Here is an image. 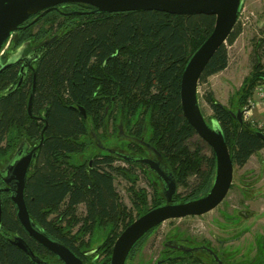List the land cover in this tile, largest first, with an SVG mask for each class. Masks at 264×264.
<instances>
[{
    "label": "trees",
    "instance_id": "16d2710c",
    "mask_svg": "<svg viewBox=\"0 0 264 264\" xmlns=\"http://www.w3.org/2000/svg\"><path fill=\"white\" fill-rule=\"evenodd\" d=\"M38 15L25 21L5 43L12 50L24 48L28 55L42 46L38 43L43 37H49L38 51L34 68L25 69L20 85L21 63L0 74V170L22 144L24 148L38 146L25 187L32 221L70 247L85 264H111L120 233L142 214L164 204L166 196L164 183L148 165L127 161L101 148L99 142L133 156L147 154L143 141L157 150L177 185L188 188L184 195L177 191L175 202L200 198L213 186L215 154L184 116L181 82L192 55L213 32L216 18L158 10L101 12L85 3L59 4L34 21ZM42 21L49 23L48 27L39 25L33 31ZM241 33L237 21L226 42L233 44ZM226 42L208 63L199 84H207L210 76L227 68ZM263 42L257 41L256 48L261 50ZM8 55L5 51L0 56L2 63L10 59ZM255 56L253 69L238 90L237 110H244L257 85L264 83L262 55L256 52ZM204 98L212 109L211 118L224 134L234 167L244 166L264 149L259 130L250 121L241 125L231 113L237 110L218 101L212 90H206ZM206 120L209 123V118ZM194 138L210 148V155L202 154L199 144L191 149ZM118 160L125 164H116ZM138 169L152 188L151 195L137 187L141 179ZM117 176L130 184L131 208L117 191ZM5 186L0 175V264H39L14 244L17 236L42 264H59L58 257L22 226ZM81 205L85 208L82 214ZM161 224L135 244L126 264H133L129 261ZM96 237L101 239L93 247ZM167 238L187 247L211 248L227 264L224 249H216L208 240L197 242L179 230ZM163 255L169 264H218L207 250L186 252L166 243ZM246 264H264V240L257 242L256 255Z\"/></svg>",
    "mask_w": 264,
    "mask_h": 264
},
{
    "label": "water",
    "instance_id": "95a60500",
    "mask_svg": "<svg viewBox=\"0 0 264 264\" xmlns=\"http://www.w3.org/2000/svg\"><path fill=\"white\" fill-rule=\"evenodd\" d=\"M63 3H85L101 12H118L132 10H158L172 14L194 15L208 14L216 18L214 30L206 41L195 51L189 60L182 75L181 82V104L184 116L195 128L197 134L213 149L216 158V175L210 191L197 199L185 202H175L174 196L177 193V182L174 173L163 164L161 159L149 157H132L118 153L127 161H135L148 165L160 180L164 183L166 202L154 207L136 218L118 236L115 241L111 264H126L128 256L135 244L150 230L159 224L170 220L185 218L187 216L203 215L218 205L226 198L234 178V164L229 146L219 125L216 128L206 120L198 98V86L201 76L208 63L226 42L235 27L242 10L243 0H0V52L5 43L11 38L25 21L38 15L34 21L41 18L50 8ZM35 48L29 57V61L21 66L22 76L19 85L25 76V69L34 68L32 62L38 57V51L43 47ZM27 56L12 55L6 63L0 60V74L14 64L21 63ZM36 89L34 80L33 88L29 97L28 112L32 115L33 98ZM86 117L87 113L82 106L78 107ZM244 110L231 111L241 125L245 123L243 118ZM120 132L123 133L122 126ZM257 134L264 139V133L257 131ZM99 146L109 152L110 148ZM38 146L24 148L20 146L13 160L0 170V175L6 184L3 190L11 193V200L17 208V216L27 233L39 242L42 246L54 253L60 260L59 264H85L70 247L61 241L52 238L44 230L38 227L31 218L25 199V187L28 172L32 162L36 159ZM158 156L161 154L156 150ZM1 191V188H0ZM2 207L0 205V222ZM14 244L29 254L39 264L44 263L28 247L24 239L17 236ZM168 246L181 251L195 252L207 250L214 256L218 264H224L219 255L213 249L206 246L187 247L179 244L166 243Z\"/></svg>",
    "mask_w": 264,
    "mask_h": 264
},
{
    "label": "rangeland",
    "instance_id": "374dc122",
    "mask_svg": "<svg viewBox=\"0 0 264 264\" xmlns=\"http://www.w3.org/2000/svg\"><path fill=\"white\" fill-rule=\"evenodd\" d=\"M238 21L242 33L233 44L226 42L229 55L227 68L210 76L207 84L198 86L199 104L213 128L218 127V123L211 118L213 112L204 98V92L212 90L218 101L232 110H237L238 90L253 69L256 52L261 53V61L264 63V42L261 50L256 48V42L264 40V0H243ZM39 25L48 27L49 23L42 21L33 28V31H37ZM4 47L10 57L24 54L23 48L12 50L9 43ZM262 84L264 83L257 85L246 106L250 105L253 97L255 102L259 99L257 88L259 85L264 86ZM244 120L250 121L255 128L264 133V105L254 107L252 114ZM197 144L201 145L202 154L210 155V148L199 143L196 138L190 141L191 149L194 150ZM116 164L125 163L118 160ZM137 173L141 175L137 187H144L151 195L152 188L144 174L140 169ZM115 185L121 199L131 208L129 182L117 176ZM177 191L184 195L188 188L177 185ZM84 212V205H81L79 213ZM178 230L185 236L193 237L197 242L208 240L216 249H224L227 264H246L255 256L257 242L264 240V149L253 154L244 166L234 167L233 185L220 205L200 216H187L163 222L129 262L155 264L164 256L163 250L169 240L168 234H175ZM97 238L98 241H95L93 247L99 244L101 238Z\"/></svg>",
    "mask_w": 264,
    "mask_h": 264
},
{
    "label": "flooded vegetation",
    "instance_id": "af4514ba",
    "mask_svg": "<svg viewBox=\"0 0 264 264\" xmlns=\"http://www.w3.org/2000/svg\"><path fill=\"white\" fill-rule=\"evenodd\" d=\"M65 4H67V3H65ZM71 4V3H70ZM48 38L49 37H43V39L41 40V41H39V43L38 44H45V43H48ZM38 44H35V45H38ZM24 49V48H23ZM32 52V51H31ZM30 52V53H31ZM23 54L22 53V56H27L26 57V59L25 60H22V62H21V66L25 63V62H27V61H29V57L31 56V54ZM32 64H33V62H32ZM143 143H145L147 146V154L145 155V156H133V155H129V156H132V157H149V158H155V159H161L162 160V162H163V159H162V157L161 156H158L156 153H155V149L154 148H152L148 143H146V142H144L143 141ZM108 148H110V147H108ZM111 149V148H110ZM112 151H113V153H116L117 155H119L118 153H122V152H120V151H117V150H113V149H111ZM122 154H126V155H128L127 153H122ZM120 156V155H119ZM164 164V163H163ZM168 242H170L171 244H178V243H172L171 241H169L168 240ZM167 243V242H166ZM179 245H183V244H179ZM185 246V245H184ZM157 263L158 264H169V258L168 257H166L165 255L162 257V258H160L158 261H157Z\"/></svg>",
    "mask_w": 264,
    "mask_h": 264
},
{
    "label": "built area",
    "instance_id": "2783aa9c",
    "mask_svg": "<svg viewBox=\"0 0 264 264\" xmlns=\"http://www.w3.org/2000/svg\"><path fill=\"white\" fill-rule=\"evenodd\" d=\"M4 52H5V47L1 50L0 56L3 55ZM262 85H264V84H262ZM259 86L260 87L257 88L258 89V97H259V99L255 102V100H253L254 99V97H253V99L250 100L251 101L250 105H247L244 108L243 118H245V119H247V117H249L250 114H252V110L254 109V107L260 106L261 104L264 105V86H261V85H259ZM260 101H262V102H260Z\"/></svg>",
    "mask_w": 264,
    "mask_h": 264
}]
</instances>
